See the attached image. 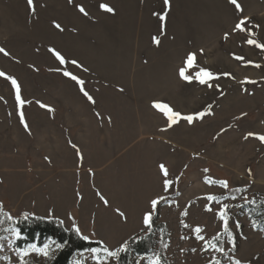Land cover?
I'll list each match as a JSON object with an SVG mask.
<instances>
[{
  "label": "rangeland",
  "instance_id": "rangeland-1",
  "mask_svg": "<svg viewBox=\"0 0 264 264\" xmlns=\"http://www.w3.org/2000/svg\"><path fill=\"white\" fill-rule=\"evenodd\" d=\"M63 128L84 139L59 156L87 198L71 226L104 246L71 264H117L159 225L133 264H162L164 232L168 264H264V224L246 209L264 202V0H0V206L13 221L55 209L40 190L61 169ZM17 237L8 226L0 264L57 254Z\"/></svg>",
  "mask_w": 264,
  "mask_h": 264
},
{
  "label": "trees",
  "instance_id": "trees-1",
  "mask_svg": "<svg viewBox=\"0 0 264 264\" xmlns=\"http://www.w3.org/2000/svg\"><path fill=\"white\" fill-rule=\"evenodd\" d=\"M238 191L232 190L228 193L229 197L236 199ZM246 209L252 218H259L260 223L264 224V202L254 204L249 202ZM0 239L7 233V227L13 226L18 237L15 247L23 249L29 245L43 247L52 242L58 247L57 254L48 264H71L73 257L77 253L92 251L95 249H104V246L97 241H87L82 238L74 229L67 230L61 221L57 219H43L36 216H22L13 221L6 213L2 212L0 206ZM264 226V225H263ZM260 227V226H259ZM258 227V229H260ZM163 225L156 227L150 226L149 230L140 236L132 239L129 244L122 249L117 256V264H133L134 256H148L154 253L156 245L155 233L163 229ZM168 235L163 233V240L159 245V258L162 264H168L164 257V249L167 244ZM222 240L216 239L215 245L219 249L222 247Z\"/></svg>",
  "mask_w": 264,
  "mask_h": 264
},
{
  "label": "crops",
  "instance_id": "crops-1",
  "mask_svg": "<svg viewBox=\"0 0 264 264\" xmlns=\"http://www.w3.org/2000/svg\"><path fill=\"white\" fill-rule=\"evenodd\" d=\"M62 131L63 133H56L51 137L52 149L56 150L58 154V158L56 159V166L61 169H58L56 172L52 171L51 194L45 195L46 192H44L43 188H41L40 190V196L45 197L46 200H51L52 204L55 205V209H50L49 212H47V216H40L43 218L45 217L57 219L65 225L64 227H66V229L67 227L69 229H74L75 227L71 226L72 215L77 216L76 213H78L79 218L80 216H82L83 211L81 210V212H79L77 208L78 206L83 207L84 205H86L87 198L84 193L80 191L78 185H76L77 183L74 182L73 185H69L68 183H66V180H63V178H61L62 175L69 174L71 172H69L70 168L67 165L68 163H65V160L63 158L59 159V156L62 157V154L60 152H64L65 149L67 151H72L77 150V147L80 148V144L84 141V139L83 137L73 138L71 133L69 132L70 128H63ZM60 161L62 162L58 165ZM64 165L67 166L66 169H64ZM97 219L98 217L96 216V214H94L93 217H91V222H95L97 221Z\"/></svg>",
  "mask_w": 264,
  "mask_h": 264
}]
</instances>
